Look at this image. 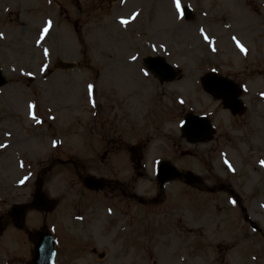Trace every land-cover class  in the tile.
Masks as SVG:
<instances>
[{"label": "rangeland", "instance_id": "obj_1", "mask_svg": "<svg viewBox=\"0 0 264 264\" xmlns=\"http://www.w3.org/2000/svg\"><path fill=\"white\" fill-rule=\"evenodd\" d=\"M179 5L0 0V218L6 219L0 264H30L29 232L44 225L57 241L73 240L74 259L59 257V264H264L263 238L231 201L237 197L264 234V0ZM149 56L166 58L179 78L160 83L143 65ZM214 71L245 86L246 109L237 117L202 90L201 78ZM188 113L211 118V141L191 145L182 138ZM139 145L145 170L136 175L127 149ZM108 148L118 155L104 162ZM59 160L102 179L113 177L114 165L115 178L135 175L139 196L156 203L129 206L117 192L116 202L92 196L74 167ZM163 160L200 176L208 189H227L212 194L178 180L158 191ZM39 178L58 204L50 213L29 211L18 230L8 223L9 211L32 202ZM115 209H134L136 230L113 246L122 223L109 233L104 228L110 215L118 217ZM107 247L105 261L90 255Z\"/></svg>", "mask_w": 264, "mask_h": 264}, {"label": "water", "instance_id": "obj_2", "mask_svg": "<svg viewBox=\"0 0 264 264\" xmlns=\"http://www.w3.org/2000/svg\"><path fill=\"white\" fill-rule=\"evenodd\" d=\"M146 65L152 70H158L163 77L167 78V80L171 81L175 78L174 70L162 60H156L152 58H148L145 60ZM205 85L209 84L212 80H217V82L221 85V92L219 94L225 100L226 106L231 108L233 104L239 106L237 102L238 91L232 86L230 81L219 78L216 75H208L204 78ZM4 84V78L2 77L0 71V86ZM237 108V107H236ZM236 112V111H234ZM190 124L186 128H184V132L186 136L190 138L191 141L201 142L211 138V128L210 124L203 118H189ZM164 170L162 176H160L161 183L163 184L166 180H172L178 177H181V174L174 168L170 163H166L164 165ZM189 182L198 180L192 175L186 176ZM86 185L89 188L95 189L98 188L99 185L95 180L88 179L86 181ZM33 207L39 210H51L54 208L55 203L49 202L46 196L41 192L40 185L37 188V193L35 196V201L32 205ZM12 216L16 221V226L18 228H22L25 221V207H15L12 210ZM3 232V228L0 224V235ZM32 241L35 243V255L33 264H53L54 261V239L52 235L47 231V229H43L33 235Z\"/></svg>", "mask_w": 264, "mask_h": 264}, {"label": "flooded vegetation", "instance_id": "obj_3", "mask_svg": "<svg viewBox=\"0 0 264 264\" xmlns=\"http://www.w3.org/2000/svg\"><path fill=\"white\" fill-rule=\"evenodd\" d=\"M114 148L111 149H106L104 151V155H103V160H107L108 157H113L115 156ZM80 178H82L83 176L79 175ZM105 181V187L103 188L102 192L103 195L105 197H112L114 198L116 195V192H121V194L125 197H133L134 196V186L132 182H123L121 183L119 180L115 179V178H108V179H103ZM94 194V193H93ZM134 209H127L128 214H130L131 212H133ZM133 236V234H132ZM134 240V236L132 237ZM68 250L65 248V252H67ZM91 255L95 256L99 259H102L105 255L103 253L99 254L97 253L96 250H91Z\"/></svg>", "mask_w": 264, "mask_h": 264}, {"label": "snow or ice", "instance_id": "obj_4", "mask_svg": "<svg viewBox=\"0 0 264 264\" xmlns=\"http://www.w3.org/2000/svg\"><path fill=\"white\" fill-rule=\"evenodd\" d=\"M177 3V8L179 9L180 5H179V0H176ZM241 50L244 51L243 47L241 46Z\"/></svg>", "mask_w": 264, "mask_h": 264}]
</instances>
